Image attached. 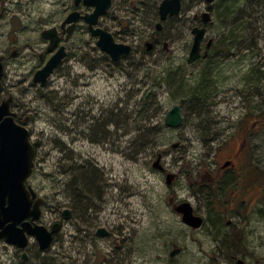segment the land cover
I'll return each instance as SVG.
<instances>
[{
  "label": "rangeland",
  "instance_id": "obj_1",
  "mask_svg": "<svg viewBox=\"0 0 264 264\" xmlns=\"http://www.w3.org/2000/svg\"><path fill=\"white\" fill-rule=\"evenodd\" d=\"M160 1L137 0L133 10L129 0H112L99 19L115 41L131 45V64H113L80 18L68 39L61 35L66 55L41 86L32 79L50 56L41 31L59 28L71 10L84 14L93 7L73 0H0V101L12 96L10 110L34 146L27 184L44 199L38 221L61 224L49 248L37 250L29 264H264V0H243L248 21L241 33L252 47L226 58L205 48L223 20L212 9L215 2L203 23L207 3L182 0L180 13L156 29L153 12ZM124 19L130 25L123 26ZM194 26H205L206 36L201 57L188 63ZM166 69L184 74V86L175 78L155 87L162 106L151 112V130L137 133L135 102L151 77ZM200 85L207 88L202 107L189 93ZM175 103L181 125L158 127ZM241 144L239 157L231 158ZM158 154L164 171L152 167ZM228 158L245 166L240 177L213 170ZM260 159L262 166L255 167ZM76 165L97 168L92 191L73 184ZM168 172L174 174L169 185ZM236 195L241 204L233 205L229 199ZM181 201L204 218L201 229L186 226L174 212ZM99 227L108 234L97 236ZM29 241L33 253L34 239ZM174 248L179 250L170 256ZM19 263L0 239V264Z\"/></svg>",
  "mask_w": 264,
  "mask_h": 264
},
{
  "label": "water",
  "instance_id": "obj_2",
  "mask_svg": "<svg viewBox=\"0 0 264 264\" xmlns=\"http://www.w3.org/2000/svg\"><path fill=\"white\" fill-rule=\"evenodd\" d=\"M207 3V10L201 13L203 23L210 18L209 9L214 0H204ZM112 0H73V4L78 6L82 3L85 7H93L90 12L80 14L78 10H72L61 21V27H66V38H69L76 22L80 17L86 22L87 29L92 36L97 37L96 45L101 51L106 53L112 61H118L123 55L131 52V45L128 43L115 41L112 34L105 27L97 26L99 18L108 11ZM181 9V0H161L157 7L159 21L156 29H160L161 22L169 16L178 15ZM192 43L186 61L192 63L201 57V43L205 38L206 29L204 26H194L191 28ZM40 36L48 41L47 49L54 48L59 35L55 27L43 29ZM211 40H208L205 47L209 48ZM147 42V49L150 48ZM12 56L16 51H12ZM66 54L63 45L49 56L45 63L33 74V82L44 86L48 77L54 69L62 62ZM205 54L203 55V57ZM4 73V65L0 59V88L1 78ZM12 96L0 101V239L6 243L24 248L27 244V236L35 238L38 248L45 250L52 243L54 234L59 230V223L55 222L49 229L45 225L38 223L41 217V206L44 199L36 196V192L25 181L33 172L34 150L29 141V131L25 126L17 124L13 119L10 110ZM183 122L181 106L175 103L165 114L164 124L169 128H176ZM173 143L172 146H176ZM161 154L156 156L152 167L164 171L160 163ZM174 178V174L165 173V182L169 185ZM173 210L181 217V221L191 228H198L202 223V218L193 212V207L189 201H181L173 205ZM62 216L65 219L70 217L68 209H64ZM29 218V219H28ZM20 224V226H18ZM95 234L106 236L108 231L99 227ZM178 248L170 251V256L178 252ZM238 264H245L239 260Z\"/></svg>",
  "mask_w": 264,
  "mask_h": 264
},
{
  "label": "trees",
  "instance_id": "obj_3",
  "mask_svg": "<svg viewBox=\"0 0 264 264\" xmlns=\"http://www.w3.org/2000/svg\"><path fill=\"white\" fill-rule=\"evenodd\" d=\"M215 4L212 6V9H214L217 17L218 14L223 15V20H221V23L218 25V31L217 35L214 37L213 42L211 41L210 44V50L213 52L214 58L217 57H229L233 55L235 52L242 49H247L249 50L251 44L253 43V40L245 38L243 36L242 31H244L246 28V25H243L245 21H248V19L244 18L242 16V13L245 11L242 9L241 4L244 2L243 0H215ZM183 2L181 0V6ZM129 7H131L133 10H136L134 8L135 6L137 7V0H129L128 2ZM157 7L158 4H155L154 7V17L156 18L157 16ZM138 9V8H137ZM254 7L251 6L249 8V12H251V15H253L254 12ZM181 11V10H180ZM152 14V15H153ZM174 17V16H173ZM173 17H168L167 19H172ZM152 18V19H153ZM256 18V16H254ZM123 26H128L130 25V19H124L122 20ZM149 21V20H148ZM148 23V22H147ZM131 52L127 55H124L121 57L120 60L118 61H111L113 64L120 65L122 64V60L125 59L127 63L131 64L132 58L134 56ZM129 61V62H128ZM209 65H213L214 61L212 59H208ZM143 66V65H142ZM207 67H211L208 66ZM165 70L160 71L158 74H154L153 77L149 75V78L151 77L152 82L148 84V86L145 88L144 91L140 94V96L137 98L135 105H138V114L140 113L139 117L137 116L135 118V122L137 121L139 123V126L136 129L137 133L139 132H144L146 130H151L150 124L153 121L152 120V111L153 110H160L162 103L160 102V98L158 97V94L155 92L154 88L158 87L161 82H167L168 80H172L174 84V79L176 78V85L178 87L184 86V82L186 81V77L184 74L180 73L177 70H169L164 75L162 74ZM147 70L144 71L146 73ZM172 75V76H170ZM174 77V78H173ZM207 82V81H206ZM170 84V82H167ZM200 86H196L193 89L189 91L191 93V98H195L196 102L201 105V107L206 104L205 97L207 95V88L203 86V88L200 90ZM200 107V108H201ZM17 119V118H15ZM19 120V119H17ZM16 120V121H17ZM20 122V121H18ZM164 128L166 127L164 124V118H160L158 120V127ZM84 165V164H82ZM76 168L74 169V172L78 174V180L74 178L73 184H79V188L81 190H86L92 191V186L95 183V178L97 174V168L89 169V168H84L83 166L76 165ZM77 181V183H76ZM71 186H73L71 184ZM72 203L73 207H77V201L76 200V193L78 187L72 188ZM70 190V189H69ZM83 199L80 198L79 201H82ZM79 205V204H78Z\"/></svg>",
  "mask_w": 264,
  "mask_h": 264
},
{
  "label": "flooded vegetation",
  "instance_id": "obj_4",
  "mask_svg": "<svg viewBox=\"0 0 264 264\" xmlns=\"http://www.w3.org/2000/svg\"><path fill=\"white\" fill-rule=\"evenodd\" d=\"M80 4H82V3H80ZM74 5V4H73ZM83 5V4H82ZM75 6V5H74ZM88 8V7H87ZM93 9V8H92ZM72 11V10H71ZM70 11V12H71ZM86 13V12H85ZM106 13V12H105ZM104 13V14H105ZM81 14V13H80ZM103 14V15H104ZM82 15V14H81ZM102 15V16H103ZM101 16V17H102ZM175 16H177V15H175ZM66 17V16H65ZM100 17V18H101ZM169 17H171V16H169ZM99 18V19H100ZM99 22V21H98ZM76 25V24H75ZM52 27H55L56 29H57V33H58V35H59V41H58V43H57V45L54 47V48H52L51 50H49V49H47L48 51H49V54L51 55L56 49H57V47H59L60 45H63L62 43H60L61 42V35L62 34H64L65 36H66V33H67V31H66V27H67V25L66 26H64V27H61V23H60V25H59V28L58 27H56V26H52ZM162 27V26H161ZM160 27V28H161ZM75 28V27H74ZM74 30V29H73ZM73 32V31H72ZM72 32H71V34H72ZM71 34H70V36H71ZM69 36V37H70ZM66 38V37H65ZM66 39H68V38H66ZM47 45H48V41H47ZM64 46V45H63ZM64 48H65V46H64ZM65 51H66V48H65ZM66 55V54H65ZM40 58H41V55H40ZM49 58V57H48ZM47 58V59H48ZM46 59V60H47ZM45 63V62H44ZM43 63V64H44ZM8 97V96H7ZM6 97V98H7ZM11 103V102H10ZM13 113V112H12ZM15 118H17V119H19V120H17V119H15ZM13 119H14V121L17 123V124H19V125H23V123H22V121H21V119L18 117V116H15L14 115V113H13ZM17 120V121H16ZM18 121H20V122H18ZM30 140V139H29ZM30 143H31V141H30ZM31 145H32V147H33V150H34V146H33V144L31 143ZM242 145L243 144H241L239 147H237V149L235 150V152L233 153V155H232V157L231 158H238L239 157V155H240V153H241V150H242ZM231 158H228V159H225L224 160V162L222 163V164H220L219 166H215V168H213V170H217V168H219V170H221L223 173L224 172H226L225 174H229L230 172H236L237 173V175H238V177H240L241 176V173H242V170H243V168L245 167L243 164H241V163H239V164H237V166H236V164L232 161V159ZM33 164H34V156H33ZM255 167H260V166H262L261 165V159L258 161V163L257 164H255L254 165ZM34 167V166H33ZM217 167V168H216ZM28 181V180H27ZM27 181L25 182L26 183V185H27V187H29L30 185L29 184H27ZM31 187V186H30ZM32 188V187H31ZM33 189V188H32ZM247 191V190H246ZM231 193H234V191H231ZM36 196H38L37 194H36ZM232 203H233V205H238V204H241V203H239V201H241V198H239L237 195L234 197V198H230L229 199ZM193 212L196 214V215H199L194 209H193ZM201 218H202V223H201V225L198 227V228H193L194 230H198V229H201L203 226H204V223H205V220H204V218L201 216V215H199ZM29 219V218H28ZM55 222H57V221H55ZM54 221L49 225V226H46L47 228H51L52 226H53V224L55 223ZM38 223H40L39 221H38ZM59 224H60V222H58ZM42 224V223H41ZM18 226H20V224H18ZM61 228V224L59 225V229ZM191 228V227H190ZM34 239L33 237H28L27 236V244H26V246L24 247V248H18L17 246H15V245H12V244H9V245H11L12 247H13V251H14V254H15V256L17 257V258H19L20 257V263L19 264H29L28 262L30 261V259L32 258L31 256L33 255V254H35L36 253V251L38 250V251H41V252H44L45 250H47V249H45V250H40L39 248H38V244H37V242L35 241V239H34V242H35V251H33V253L30 251V239ZM3 240V239H2ZM4 241V240H3ZM5 242V241H4ZM6 243V242H5ZM6 244H8V243H6Z\"/></svg>",
  "mask_w": 264,
  "mask_h": 264
}]
</instances>
